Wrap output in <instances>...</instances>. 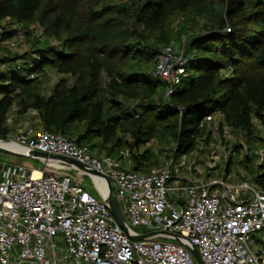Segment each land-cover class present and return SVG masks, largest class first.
I'll return each instance as SVG.
<instances>
[{"label": "trees", "instance_id": "16d2710c", "mask_svg": "<svg viewBox=\"0 0 264 264\" xmlns=\"http://www.w3.org/2000/svg\"><path fill=\"white\" fill-rule=\"evenodd\" d=\"M20 34L24 51L7 43ZM167 47L188 57L169 96L156 73ZM26 116L140 174L237 133L233 153L264 189V0H0V139Z\"/></svg>", "mask_w": 264, "mask_h": 264}, {"label": "built area", "instance_id": "2783aa9c", "mask_svg": "<svg viewBox=\"0 0 264 264\" xmlns=\"http://www.w3.org/2000/svg\"><path fill=\"white\" fill-rule=\"evenodd\" d=\"M187 63L182 49L167 47L160 54L156 73L167 96L186 75ZM15 141L74 158L101 176L55 160L43 167L0 162V264H198L193 247L203 264H264V189L253 183L196 180L173 171L171 161L140 174L122 160L29 126ZM85 175L99 197L86 187ZM104 176L131 233H165L132 240L104 200Z\"/></svg>", "mask_w": 264, "mask_h": 264}, {"label": "rangeland", "instance_id": "374dc122", "mask_svg": "<svg viewBox=\"0 0 264 264\" xmlns=\"http://www.w3.org/2000/svg\"><path fill=\"white\" fill-rule=\"evenodd\" d=\"M8 44H13L14 48H17L18 51H24L28 46L25 41V37L23 34L17 35L15 38L9 39L7 41ZM51 84H55L59 81L61 78L60 75L52 72L51 75ZM29 117L32 116V114L28 115ZM26 116V118H23L19 124L17 125V129L22 131L26 125H29L30 118ZM12 121V117L9 118V122ZM259 136L263 137V140H259V142L256 144L254 148L256 149H262L264 150V127L260 125L259 123ZM13 139L15 141V138L10 137L9 140ZM245 138L244 136H241L237 133L227 132L225 134V139L223 140L218 134L216 135L214 141L211 145L208 147L205 145L200 144L192 153L191 151L187 153L186 156H184L181 160L178 162H174L172 165V170L175 171L177 168H181L183 165V162L188 164L186 167L190 168L188 171H191L192 178L200 181H211L213 179H225L229 183L238 184L242 181L241 175L244 174L247 175V169L246 164L240 163V160L243 159V152L238 156L234 155L233 150L228 153L229 149H233V145L235 143H244L245 144ZM153 147L155 150H159V146L155 143H149L146 147ZM247 147V146H246ZM220 150V152H219ZM213 154V155H212ZM237 154V153H236ZM233 155V156H231ZM232 160L231 166H230V173L229 177H225L226 167L229 160ZM212 161L211 163V169L209 168L208 162ZM7 161L9 163L19 164L22 166L27 167H43L44 163L40 160H34V159H28V158H21L16 157L10 154L2 153L0 152V162ZM167 163V162H166ZM154 166L156 168H161L165 166ZM128 164L131 165V162L128 159ZM190 164V165H189ZM186 170V169H185ZM188 171L186 170V173H182L184 175H187ZM211 177V180H208ZM249 177V176H248ZM84 183L87 186V188L96 196L97 190L91 180V178L88 175H85L84 177ZM142 231V230H141ZM259 240H262V238H258L257 242Z\"/></svg>", "mask_w": 264, "mask_h": 264}, {"label": "water", "instance_id": "95a60500", "mask_svg": "<svg viewBox=\"0 0 264 264\" xmlns=\"http://www.w3.org/2000/svg\"><path fill=\"white\" fill-rule=\"evenodd\" d=\"M0 140H2V139H0ZM3 141H5V140H3ZM21 147H23V146H21ZM23 148H25V147H23ZM0 152L10 154V155H13L16 157L40 160L42 162H46L48 160H55L59 163L67 164V165L73 167L74 169L82 171L84 173H91L93 175L101 176L100 173L89 168L87 165L79 162L78 160H76L74 158L62 156V155H53V154H48V153L37 151V150H29L27 148H25L24 151H12V150H8V149L0 147ZM104 178L106 179V183H107V192L104 194V200H105L107 206L109 207L112 215L114 216L117 223L119 224V226L129 235V237L132 240H143V239H145L151 235L157 234V233H165V231H162V230L157 231V232L141 233V234L131 233L130 228H129L126 220H125L124 214H123L121 206L119 204V201H118V199H117V197L113 191L112 183L107 176H104ZM191 252L194 255L198 264H203L197 248L193 247L191 249Z\"/></svg>", "mask_w": 264, "mask_h": 264}, {"label": "bare ground", "instance_id": "6f19581e", "mask_svg": "<svg viewBox=\"0 0 264 264\" xmlns=\"http://www.w3.org/2000/svg\"><path fill=\"white\" fill-rule=\"evenodd\" d=\"M0 147L5 148L12 151H24L25 148L21 147L16 141H3L0 140ZM52 163V162H51ZM100 188L102 189L103 193L105 194L107 192V188L105 184L101 183Z\"/></svg>", "mask_w": 264, "mask_h": 264}, {"label": "crops", "instance_id": "0c3cea01", "mask_svg": "<svg viewBox=\"0 0 264 264\" xmlns=\"http://www.w3.org/2000/svg\"><path fill=\"white\" fill-rule=\"evenodd\" d=\"M213 118H214L215 123H217L220 120V116L218 114H215ZM231 150H233V149H229L228 153L231 152ZM219 152H220V150H219ZM228 177H229V175H228ZM241 178H242V181L243 180L248 181V178H246L244 174L241 175ZM208 180H211V177ZM248 182H250V181H248ZM59 240H61V238Z\"/></svg>", "mask_w": 264, "mask_h": 264}]
</instances>
